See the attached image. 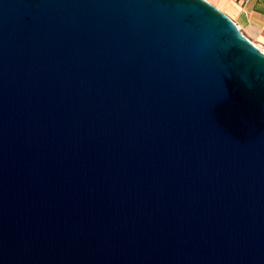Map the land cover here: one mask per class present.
Instances as JSON below:
<instances>
[{"label": "water", "instance_id": "obj_1", "mask_svg": "<svg viewBox=\"0 0 264 264\" xmlns=\"http://www.w3.org/2000/svg\"><path fill=\"white\" fill-rule=\"evenodd\" d=\"M0 264H264V53L206 0H0Z\"/></svg>", "mask_w": 264, "mask_h": 264}, {"label": "crops", "instance_id": "obj_2", "mask_svg": "<svg viewBox=\"0 0 264 264\" xmlns=\"http://www.w3.org/2000/svg\"><path fill=\"white\" fill-rule=\"evenodd\" d=\"M257 47H264V0H206Z\"/></svg>", "mask_w": 264, "mask_h": 264}, {"label": "built area", "instance_id": "obj_3", "mask_svg": "<svg viewBox=\"0 0 264 264\" xmlns=\"http://www.w3.org/2000/svg\"><path fill=\"white\" fill-rule=\"evenodd\" d=\"M264 53V47H258Z\"/></svg>", "mask_w": 264, "mask_h": 264}]
</instances>
